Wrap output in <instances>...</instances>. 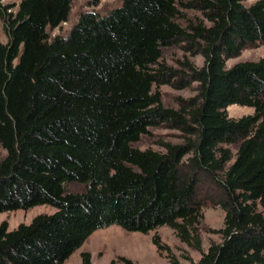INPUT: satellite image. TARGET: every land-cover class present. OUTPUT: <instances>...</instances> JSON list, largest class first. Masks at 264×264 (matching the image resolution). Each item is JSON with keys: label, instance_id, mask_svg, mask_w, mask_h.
Masks as SVG:
<instances>
[{"label": "trees", "instance_id": "obj_1", "mask_svg": "<svg viewBox=\"0 0 264 264\" xmlns=\"http://www.w3.org/2000/svg\"><path fill=\"white\" fill-rule=\"evenodd\" d=\"M245 1L122 0L104 15L82 12L51 40L47 30L66 22L71 0H21L15 12L0 3V213L54 209L11 231L0 224V264H63L111 226L140 234L167 226L200 254L189 264H264V58L226 68L264 43V0ZM187 8L210 25L180 26ZM183 42L205 62L184 64L198 95L173 110L154 88L187 86L161 62V48ZM231 105L253 113L229 118ZM161 125L186 141L163 152L131 146ZM201 178L224 212L221 241L206 252ZM69 183L84 192H66ZM152 244L167 250L157 236ZM80 264H92L90 253Z\"/></svg>", "mask_w": 264, "mask_h": 264}, {"label": "rangeland", "instance_id": "obj_2", "mask_svg": "<svg viewBox=\"0 0 264 264\" xmlns=\"http://www.w3.org/2000/svg\"><path fill=\"white\" fill-rule=\"evenodd\" d=\"M21 0H0L2 5H14L12 12L16 11V5ZM93 0H71V10L66 22L60 24L57 28L48 29L47 35L49 40L56 36H67L72 26L76 23L79 15L85 11L98 12L101 15L106 14L115 7H118L122 0H98L94 6ZM254 3V0H246L245 7ZM180 16L177 23L183 28L189 24L201 22L205 26L210 23L206 21L202 14L195 9H180ZM7 37L3 31L0 21V44H5ZM264 58V43H256L242 50L239 56L226 61V68L234 64L245 61H257ZM161 62L167 67L175 70L177 79L181 78L187 81V86L182 89L174 86L161 85L154 88L160 94L161 104L164 108L178 110L180 101L188 100L198 95V83L190 81L189 70L185 63L198 70L204 66V57L196 50V46L189 47L183 42L175 46L161 48ZM229 118L237 119L243 116L251 115L253 109L231 105L226 108ZM194 140V137H188ZM186 138L181 132L168 128L165 125L158 127H149L148 132L141 135L139 141L132 143L131 146L139 150L151 148L155 151H164V144L174 145L183 144ZM233 153L237 150V145H229ZM66 192L82 193L84 187L78 183H69L65 185ZM213 194L212 187L204 178L200 179L198 186V198L203 204L202 208V229L200 238L202 251L206 252L211 244L220 243L221 238L217 233L223 226L224 212L210 200ZM53 208L47 205L36 206L28 211H13L0 213V224L6 222L8 230L16 229L20 224H29L31 220L40 214H51ZM109 230V231H108ZM159 237L161 243L166 246L167 250L163 255H159L152 244V237ZM88 252L91 255L92 264H110V261L117 257H125L135 264H170L173 260L178 264L196 263L200 259V254L185 244L181 243L176 237L173 230L167 226H162L147 234L126 232L117 226H111L106 229L94 232L86 239L84 244L75 251L63 264H80V254ZM167 255V256H165Z\"/></svg>", "mask_w": 264, "mask_h": 264}, {"label": "bare ground", "instance_id": "obj_3", "mask_svg": "<svg viewBox=\"0 0 264 264\" xmlns=\"http://www.w3.org/2000/svg\"><path fill=\"white\" fill-rule=\"evenodd\" d=\"M109 231V230H108Z\"/></svg>", "mask_w": 264, "mask_h": 264}]
</instances>
